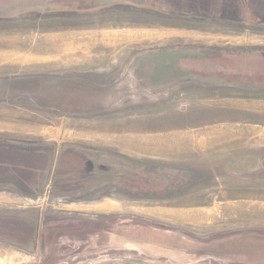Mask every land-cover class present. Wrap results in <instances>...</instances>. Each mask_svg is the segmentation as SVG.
Here are the masks:
<instances>
[{
  "label": "rangeland",
  "instance_id": "1",
  "mask_svg": "<svg viewBox=\"0 0 264 264\" xmlns=\"http://www.w3.org/2000/svg\"><path fill=\"white\" fill-rule=\"evenodd\" d=\"M232 1L0 0V264H264V15Z\"/></svg>",
  "mask_w": 264,
  "mask_h": 264
},
{
  "label": "crops",
  "instance_id": "2",
  "mask_svg": "<svg viewBox=\"0 0 264 264\" xmlns=\"http://www.w3.org/2000/svg\"><path fill=\"white\" fill-rule=\"evenodd\" d=\"M260 0H233L232 3H235L236 5L234 6L233 4L231 5V7H235L234 10H229V11H232V12H238V13H242L244 14V16H247V17H252L253 19H256L258 17H260V14H263L264 15V8H260V7H256L257 5H260L259 3ZM261 2V1H260ZM244 3H247L246 5H244ZM216 5V2L215 4ZM218 5V3H217ZM230 6V5H229ZM76 49L80 51V49L78 47L74 48V50ZM89 50H93V49H88L87 52L85 51H81V54H73L72 57H79V58H83L84 56L88 55L90 53ZM9 147H12V146H9ZM6 150H8V148H5ZM0 166L1 167H6V168H9V165L13 164L12 161L9 160V153H6L4 155H1L0 156ZM23 170H26L27 172H33L32 169H28V168H24ZM25 171V172H26ZM7 184V187L9 186V183H6ZM6 196L5 198H3V196L0 198V205H7L9 203V192H5ZM4 227V226H3ZM5 228V227H4ZM5 229H8L9 228H5ZM0 235H6L8 236L9 233L8 231H4L2 229V231H0Z\"/></svg>",
  "mask_w": 264,
  "mask_h": 264
},
{
  "label": "trees",
  "instance_id": "3",
  "mask_svg": "<svg viewBox=\"0 0 264 264\" xmlns=\"http://www.w3.org/2000/svg\"><path fill=\"white\" fill-rule=\"evenodd\" d=\"M22 175L21 178L23 177L24 179H28V178H31V173L29 172H22ZM17 225L21 226V227H24L25 225L24 224H21V223H17ZM27 227V226H26Z\"/></svg>",
  "mask_w": 264,
  "mask_h": 264
},
{
  "label": "bare ground",
  "instance_id": "4",
  "mask_svg": "<svg viewBox=\"0 0 264 264\" xmlns=\"http://www.w3.org/2000/svg\"><path fill=\"white\" fill-rule=\"evenodd\" d=\"M144 119V118H143ZM168 129V128H167ZM132 130H134V129H132ZM91 132V131H90ZM159 132V131H158ZM166 132V131H165ZM154 133V132H153ZM135 134V133H134ZM132 135V134H131ZM131 135H129V136H131ZM165 136V135H164ZM160 137V136H159ZM136 142H137V140H136ZM143 145V144H142ZM159 146V145H158ZM158 150V149H157ZM162 150L160 149L159 150V152H161ZM3 263V262H2ZM4 264V263H3ZM6 264V263H5Z\"/></svg>",
  "mask_w": 264,
  "mask_h": 264
}]
</instances>
